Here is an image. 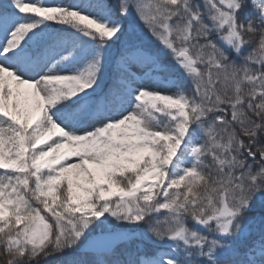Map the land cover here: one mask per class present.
Returning a JSON list of instances; mask_svg holds the SVG:
<instances>
[{
	"label": "trees",
	"instance_id": "trees-1",
	"mask_svg": "<svg viewBox=\"0 0 264 264\" xmlns=\"http://www.w3.org/2000/svg\"><path fill=\"white\" fill-rule=\"evenodd\" d=\"M58 1L61 13L47 16L49 32L55 39L80 34L109 42L120 34H111L104 24H95L66 4L67 0ZM121 1L125 0H107L104 10L128 25L130 17ZM154 1L162 11V22L190 30L197 42L191 47L197 70L187 75L181 71L185 75L184 80H179L181 95L161 96L157 102L145 103L161 125L170 127L169 132L152 134L135 153L120 144L112 147L109 156L113 161L107 171L86 162L82 155L87 150L79 140L57 162L33 168L28 160L15 172L17 175L7 168L0 169L4 171L0 173V201L7 198L11 202L10 219L0 227V264H55L65 260L93 264L88 261L90 256L80 250L86 229L81 226L83 215L72 211V199L66 191L69 179L77 176L83 185L91 186L96 200L102 202L111 183L130 192L136 180L154 168L157 157L178 139V128H189L192 133L196 165L180 168L161 190H142L125 200L126 204L113 206L107 213H115L113 220L106 226L107 230L129 228L116 218L139 204L141 207L136 209L141 210L139 215L144 219L153 214L146 212L152 209L159 208L158 214L175 212L185 232L171 241L143 239L132 250L119 246L104 257L105 264H140L141 255L152 256L163 247L173 252L174 264H245L255 241L264 240V15L254 9L252 0H232L231 6L220 0ZM232 30L237 40L228 43L226 37ZM157 44L143 45L158 54V48L166 44L163 40ZM199 50L201 59L196 58ZM166 52L167 49L160 51V58L166 57L165 63L176 65ZM214 63L233 66L237 73L229 78L225 73L216 74ZM78 79L97 91L95 74ZM10 96L15 107L23 109L22 93L16 91ZM22 135L21 129L12 127L5 139L0 137L1 163L11 166L17 162ZM133 141L134 138L132 144ZM76 154L82 157L79 164L73 163L78 158ZM230 198L234 203L240 199L246 206L233 218L235 227L222 233L225 219L219 212ZM244 223L250 227L249 232L239 228ZM139 224L143 225L141 218ZM91 226L97 229L94 231L105 228Z\"/></svg>",
	"mask_w": 264,
	"mask_h": 264
},
{
	"label": "rangeland",
	"instance_id": "rangeland-1",
	"mask_svg": "<svg viewBox=\"0 0 264 264\" xmlns=\"http://www.w3.org/2000/svg\"><path fill=\"white\" fill-rule=\"evenodd\" d=\"M121 2L130 17L128 25L121 24L115 15L104 10L107 0L65 1L95 24H104L111 34L120 31L115 40L108 42L80 34L52 37L47 16L61 13L58 0H0V137L5 139L12 127L23 132L20 158L11 166L0 162V169L7 168L12 175H17L15 172L20 171L28 160L33 168L57 162L70 150V145L79 140L87 150L82 155L86 162L91 161L107 171L113 161L109 156L112 147L120 144L135 153L152 134L169 132L170 127L161 125L156 113L145 103L149 100L157 102L161 96L176 98L181 95L179 80L185 79L181 71L187 75L197 70L195 55L191 51L197 42L190 30L187 32L181 25L162 22V11L154 0ZM220 2L225 6L232 5V0ZM5 3L9 6H3ZM252 3L254 9L264 15V0H252ZM161 40L166 46L158 48V54L143 45L151 42L159 46L157 43ZM226 40L228 43L237 40L233 30L227 34ZM163 49H167V55H171L170 60L176 65L165 63L166 57L160 58ZM200 51L196 58L200 57ZM181 52H187L189 58L179 59ZM213 71L225 73L227 78L237 73L235 67L219 66L218 63L213 64ZM88 74L96 75V92L78 79ZM16 91L22 93L25 100L21 110L15 107L14 98L10 96ZM180 115L183 114L173 116ZM176 135L178 139L157 157L154 168L136 180L130 192L111 183L105 202H102L96 200L91 186L83 185L77 176L69 179L66 191L72 199V211L83 215L84 241L96 229L93 230L91 224L105 227L100 231H107L106 225L115 214L107 213L113 206L118 208L126 204L125 200L142 190H161L180 168L189 169L196 165L190 129L178 128ZM75 157L78 158L73 163L79 164L82 157L77 154ZM232 201L234 199L230 198L219 212L225 219L222 233L235 227L233 218L246 206L240 199L237 203ZM10 206L9 199L0 201V227L10 219ZM132 206L133 209L116 218L129 226L121 227L129 234V240L123 244L125 250L137 248L143 239L171 241L185 232L182 221L173 211L158 214L159 208L152 209L146 212L153 214L144 219L139 215L141 210L136 209L141 206ZM239 228L242 232L250 230L247 223ZM87 252L84 251L93 264H105L104 257H109ZM247 257L245 264H264V240L258 238ZM55 264L72 263L65 260ZM140 264H174L173 252L163 247L152 256L141 255Z\"/></svg>",
	"mask_w": 264,
	"mask_h": 264
},
{
	"label": "water",
	"instance_id": "water-1",
	"mask_svg": "<svg viewBox=\"0 0 264 264\" xmlns=\"http://www.w3.org/2000/svg\"><path fill=\"white\" fill-rule=\"evenodd\" d=\"M179 59H188L187 52H181L178 55ZM128 236L124 229H115L107 232H98L90 235L80 247L81 251L91 252H111L114 247L126 242Z\"/></svg>",
	"mask_w": 264,
	"mask_h": 264
}]
</instances>
